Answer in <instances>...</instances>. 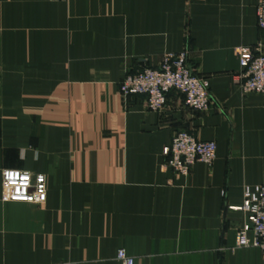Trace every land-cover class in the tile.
Instances as JSON below:
<instances>
[{
    "label": "crops",
    "instance_id": "crops-1",
    "mask_svg": "<svg viewBox=\"0 0 264 264\" xmlns=\"http://www.w3.org/2000/svg\"><path fill=\"white\" fill-rule=\"evenodd\" d=\"M258 0H0V264H264L235 248L239 206L264 185V95L243 94L236 50L263 45ZM189 53L206 112L170 92L151 112L120 83ZM178 131L217 144L178 176ZM44 174V205L4 204L2 172Z\"/></svg>",
    "mask_w": 264,
    "mask_h": 264
},
{
    "label": "built area",
    "instance_id": "built-area-1",
    "mask_svg": "<svg viewBox=\"0 0 264 264\" xmlns=\"http://www.w3.org/2000/svg\"><path fill=\"white\" fill-rule=\"evenodd\" d=\"M258 27L264 31V0L257 4ZM241 71L234 76L243 94L264 95V49L260 43L254 48L236 50ZM123 97L142 95L147 98L151 112L164 110L170 92H177L185 99V106L193 112H206L212 106L207 79L195 74L189 63V53H170L164 56L157 68L143 67L128 74L120 83ZM166 167L178 176H190L198 162L212 167L217 158V144L201 141L186 131L175 133L171 146L165 150ZM27 176V181L22 177ZM48 198V182L44 174L5 169L2 172V197L4 204L23 203L44 205ZM230 210L240 212L244 223L239 229L235 248H256L264 254V185L256 186L239 206ZM121 264H135V259L123 249L118 251ZM75 264V263H64Z\"/></svg>",
    "mask_w": 264,
    "mask_h": 264
},
{
    "label": "snow or ice",
    "instance_id": "snow-or-ice-1",
    "mask_svg": "<svg viewBox=\"0 0 264 264\" xmlns=\"http://www.w3.org/2000/svg\"><path fill=\"white\" fill-rule=\"evenodd\" d=\"M23 180L27 181L29 178L27 176L22 177Z\"/></svg>",
    "mask_w": 264,
    "mask_h": 264
}]
</instances>
